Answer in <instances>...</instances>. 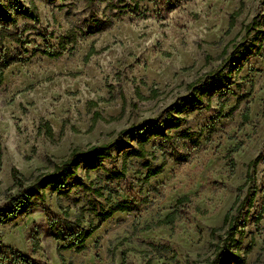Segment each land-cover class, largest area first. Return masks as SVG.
Wrapping results in <instances>:
<instances>
[{
    "label": "rangeland",
    "instance_id": "374dc122",
    "mask_svg": "<svg viewBox=\"0 0 264 264\" xmlns=\"http://www.w3.org/2000/svg\"><path fill=\"white\" fill-rule=\"evenodd\" d=\"M34 2L38 22L0 21V31L26 41L20 45L0 38V57L13 61L0 83V205L17 192L11 188L12 167L32 180L51 171L72 148L114 146L1 223L0 254L17 251L39 264H123L125 251L124 264H206L222 233L211 237L210 230L221 226L247 164L258 158L251 184L255 197L233 250L241 259L227 264H264V210L256 221L264 188V0ZM5 3L0 18L28 7L29 0ZM70 32L75 42L59 56L38 52L58 50ZM91 47L95 52L85 61ZM216 71L228 78L216 77ZM151 89L158 91L154 98H149ZM205 90L201 104L191 106ZM245 108L249 117L242 123ZM95 112L102 119L94 121ZM156 125H161L159 135L153 134ZM184 131L199 132L198 144L182 138ZM146 135H151L146 156L124 159ZM237 142L242 145L233 154L232 169L225 153ZM90 164L100 167L89 170ZM123 164V178H106L103 169L120 170ZM159 166L160 173L145 178L149 168ZM82 186L100 189L102 196ZM182 197L187 200L179 203L173 226L141 230L172 212ZM119 201L134 210L100 222L83 250L58 252L61 243L48 228L52 220L57 228L86 231L99 223L95 213ZM32 235L38 242L35 252Z\"/></svg>",
    "mask_w": 264,
    "mask_h": 264
},
{
    "label": "trees",
    "instance_id": "16d2710c",
    "mask_svg": "<svg viewBox=\"0 0 264 264\" xmlns=\"http://www.w3.org/2000/svg\"><path fill=\"white\" fill-rule=\"evenodd\" d=\"M35 0H29L28 7L18 10L13 13H9L7 15H4L0 18V21H3L5 23L15 24L18 17H24L26 19H29L33 22H38L39 15L38 11L35 5ZM94 0H87V2H92ZM13 2L16 4L19 2V0H13ZM8 6L7 3H5V0H0V11H3ZM242 9V5L239 6V8L234 11L228 21V28L226 30V33L234 26L236 17L240 14V11ZM253 25V23H252ZM0 38L5 39L9 38L11 41H13L16 44L23 45L26 43L24 39H21L18 34L12 33L7 34L0 31ZM75 34L70 32L66 36L62 37L61 41L57 44L58 50H39L38 52L42 55L48 56V57H57L65 50V47L67 44H72L75 42ZM249 51V49H243V51H240V55H237L232 61L234 64H236L242 56ZM95 51L91 47L87 54L84 57V60L86 61L88 57L93 54ZM223 54H225V51H223ZM231 57H229L230 59ZM12 59L6 58V57H0V83L3 80V74L4 70L12 63ZM222 71H216L215 76L220 78H228L222 76ZM222 81V80H221ZM190 89H192V94L194 93V84L191 83L188 85ZM207 93V91H202L198 97H194L192 101L189 103L191 106L199 105L202 102V96ZM158 94V91L156 89L150 90V97L154 98ZM240 98H238L239 102ZM125 99L122 98V109L125 107ZM264 107V106H263ZM237 106L235 105L232 107L228 112L227 116H230L233 114V112L236 110ZM249 117L248 109L245 108L244 112L242 113V123L247 122ZM98 118L102 117L99 115V113L95 112L93 114L94 121ZM113 119V118H110ZM93 121V122H94ZM45 125V133L48 136H51V129L48 124ZM161 125H156V131L153 132L154 135H159ZM131 130V128L125 129L121 132H119L118 137L120 138L121 135L128 133ZM182 138H185L192 142L194 145L198 144L200 133L199 132H182L180 134ZM151 135H146L143 138H140L137 140V148L129 151L123 158L126 159L128 157H135V158H144L147 154L145 149V144L149 141ZM242 143L237 142L233 146L229 147L225 153V157L229 160V166L233 169L234 168V160H233V154L236 153L239 148L241 147ZM114 146V143H108V144H101V145H94L90 146L86 149H80V148H72L68 155L61 160L59 163L54 165L53 169L51 171H47L44 173H41L37 175L32 180L25 179L21 173L15 168L12 167L10 170V176L12 179V186L11 188H16L17 192L15 194H8L5 196L4 202L0 205V224L3 223L5 220H7L10 217L15 216L17 213L22 211L24 207L30 203L32 198L37 197L38 199L44 198V191L49 186H55L60 187L64 184L65 179L71 175L74 174L76 169L81 163H87L90 159H95L100 156H105V154ZM258 163V158H255L251 160L247 166H246V174L244 178V182L238 187V194L229 208V210L225 213L223 217V221L220 227L212 228L210 230L211 237L215 236L216 232L222 231L220 235H218V240L213 244V254L212 258L206 260V264H227L229 261H235L240 260L241 258L237 255V252H234V247L238 243L236 236L240 235L243 232V227L246 222V217L249 209L252 206L253 199L255 197V188L251 186L253 178H254V171L255 167ZM125 165L123 164L120 170H107L103 169V172L106 174V178L108 180H117L121 179L125 176ZM100 167L99 164H90L88 165L89 170H93ZM162 170V166L157 167L156 169H148L146 172V179H149L150 177L160 173ZM83 189L86 191H90L96 196L101 197L102 193L100 189H91V186H82ZM246 188V194L242 197L241 191ZM184 200H187L186 197H182L177 199L176 205L174 206V209L172 212L168 213L162 220L154 223L149 224L143 227L141 230H148L152 225H170L173 226L175 216L177 213V207L179 203L183 202ZM94 210V209H93ZM134 210V207H132L128 202L126 201H119L116 202L113 205H110L107 211L95 213V215L99 218V223L96 226L90 227L88 230L80 229L76 232L64 230L62 228H57L56 224L58 221L52 220L49 223V230H50V236L55 240L61 243V245L58 246L57 250L60 253V251L65 250H74L76 252H79L84 249V243L87 240V238L94 232V230L98 227L100 222L105 221L106 219L110 218L113 214L116 212H131ZM264 210V188L262 191V206L261 210L256 216V221H259L261 218V214ZM66 214V213H65ZM31 243H32V251L35 252L38 247V242L34 235L31 236ZM1 241V236H0ZM152 248H157V246L152 245ZM250 249H247L246 252H248ZM96 258H98V255H95ZM60 260L62 259V256L59 255ZM121 262L124 264L125 262V251L121 252ZM0 264H39L36 260H33L28 255H23L17 251H11L8 255L0 254ZM146 264H150V261H147Z\"/></svg>",
    "mask_w": 264,
    "mask_h": 264
}]
</instances>
